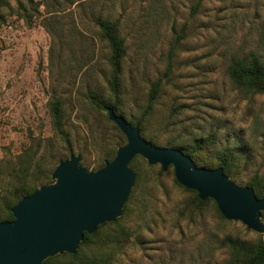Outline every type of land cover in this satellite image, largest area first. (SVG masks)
I'll return each mask as SVG.
<instances>
[{
    "label": "rangeland",
    "instance_id": "1",
    "mask_svg": "<svg viewBox=\"0 0 264 264\" xmlns=\"http://www.w3.org/2000/svg\"><path fill=\"white\" fill-rule=\"evenodd\" d=\"M1 13L0 192L36 140L45 162L60 155L58 164L72 152L89 172L126 142L87 95L93 90L115 102L97 16L116 20L125 40L117 114L130 123L143 117L150 86L160 79L145 114L156 146L213 133L240 153L231 181L249 187L264 175V93L239 89L228 74L235 57L255 52L264 62V0H7ZM52 95L63 102L67 148L51 125ZM129 168L138 186L120 216L128 203L123 221L132 236L112 264H225V237L253 244L264 234L223 217L213 199L195 201L192 189L175 183L171 166L162 170L137 156ZM260 222L264 229L262 214Z\"/></svg>",
    "mask_w": 264,
    "mask_h": 264
},
{
    "label": "water",
    "instance_id": "2",
    "mask_svg": "<svg viewBox=\"0 0 264 264\" xmlns=\"http://www.w3.org/2000/svg\"><path fill=\"white\" fill-rule=\"evenodd\" d=\"M107 113L126 142L95 171L79 165L80 156L72 152L60 161L51 174L55 182L22 198L12 208L13 220L0 221V264H41L57 254L75 253L84 231L92 233L98 225L115 221L134 183L129 163L136 155L162 170L171 165L177 182L196 191L201 200L213 199L223 217L263 232L264 197L231 181L221 167H197L181 149L151 144L137 125L112 108Z\"/></svg>",
    "mask_w": 264,
    "mask_h": 264
},
{
    "label": "trees",
    "instance_id": "3",
    "mask_svg": "<svg viewBox=\"0 0 264 264\" xmlns=\"http://www.w3.org/2000/svg\"><path fill=\"white\" fill-rule=\"evenodd\" d=\"M6 2L7 0H0V25L4 21L1 9ZM197 7L198 3H195L192 7V12H194ZM94 23L98 29L100 40L105 43L108 50V88L115 102L109 101L97 91L89 90L87 95L99 110L107 111L110 107L116 113L118 108L116 103L118 102L122 62L126 53L125 40L120 35L119 25L116 20L97 16L94 19ZM169 71L170 69L167 67L164 76H166ZM228 74L232 82L239 89L246 92L264 93V62L259 58L257 53L250 52L246 56L235 57L229 66ZM159 88L160 79H157L150 86L148 103L143 117L131 123L132 125H137L140 135L153 145H157V139L146 133L147 117H145V114L149 111L153 101L157 98ZM48 112L54 133L62 140L67 148V146H69V138L65 130L63 102L59 96H51L48 102ZM175 143L176 141L174 140L168 141L164 144V147H172ZM176 144V147L188 155L197 167L209 169L221 167L223 173L230 177L231 180L237 178L235 170L237 160L240 159V153L226 143H218L215 134L211 133L206 137L195 138L185 144ZM38 145V140L31 144L29 151L23 152V159L20 166L14 167L9 171L10 186L8 189L0 192V221L13 220L12 208L22 198L32 194L40 185L49 184L51 182V172L57 162L62 158L60 155H56L55 160H48V162H45V151L43 149V152L39 155L37 149ZM114 155L115 150H112L110 153H106L105 156L111 160L114 158ZM137 156L132 158L130 164L133 163ZM102 165L103 159L100 157L98 159V164L94 166V168L97 169ZM174 181L176 184L180 185L176 179H174ZM246 185L253 189L257 198L260 199L264 197V175H256L247 181ZM137 186L138 180H135L131 195L127 202L134 199V189H136ZM192 192L194 193V200L200 204L210 200L209 198L201 200L196 191L192 190ZM127 206L128 203L124 206L122 215L115 221L98 225L92 233L84 231L83 239L80 241L75 253L57 254L43 260L41 264H112L115 258L122 253L125 244L132 236V231L123 221ZM261 214L262 217H264V210L261 211ZM221 244L229 250V259L225 264H264V234L253 244L241 242L231 236L225 237Z\"/></svg>",
    "mask_w": 264,
    "mask_h": 264
}]
</instances>
